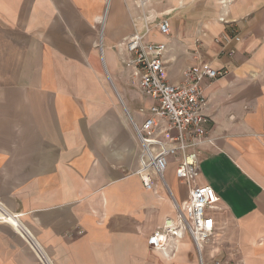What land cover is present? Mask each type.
Masks as SVG:
<instances>
[{
  "label": "crops",
  "instance_id": "0c3cea01",
  "mask_svg": "<svg viewBox=\"0 0 264 264\" xmlns=\"http://www.w3.org/2000/svg\"><path fill=\"white\" fill-rule=\"evenodd\" d=\"M161 15L170 84L199 63L229 70L201 84L214 144L196 183L220 197L205 262L264 264V0H175ZM141 17L137 0H0V264H149L150 236L188 200L175 163L170 192L144 187L113 92L141 124L152 102L122 64ZM193 248L184 235L162 254Z\"/></svg>",
  "mask_w": 264,
  "mask_h": 264
},
{
  "label": "built area",
  "instance_id": "2783aa9c",
  "mask_svg": "<svg viewBox=\"0 0 264 264\" xmlns=\"http://www.w3.org/2000/svg\"><path fill=\"white\" fill-rule=\"evenodd\" d=\"M150 2L137 0L142 17L138 24L133 23L134 32L123 44L126 56L122 64L131 70L142 95L152 102L140 109L145 116L141 124L129 116L141 145L135 174L141 177L147 190L153 189L156 179L170 192L165 175L175 163V175L188 186L189 195L182 205L176 203L177 217L168 219L162 229L154 232L148 245L153 250L166 252L188 235L201 264H206L203 245L215 234L216 222L211 212L218 208L220 197L211 186L196 183L200 175V148L207 143L214 144L206 127L209 118L204 112L206 98L201 84L224 78L229 70L199 63L184 71L182 83L170 84L167 81L168 45L156 41L155 37H171V22L167 17L149 12ZM231 39L225 38V44ZM233 39L239 41L240 37L236 34ZM234 53L231 51L230 55Z\"/></svg>",
  "mask_w": 264,
  "mask_h": 264
},
{
  "label": "rangeland",
  "instance_id": "374dc122",
  "mask_svg": "<svg viewBox=\"0 0 264 264\" xmlns=\"http://www.w3.org/2000/svg\"><path fill=\"white\" fill-rule=\"evenodd\" d=\"M175 0H151L150 4L148 5V9L149 12H154V14L158 13L159 17H162V13L169 11L172 9V5L174 3ZM151 14V13H150ZM153 14V13H152ZM167 15V14H166ZM106 74V72H105ZM113 92L115 93V95L117 96V102H118V106L121 109V113L123 114L126 122L129 124L130 127H132L130 124V119H129V115L127 113V111L125 110L117 92L115 91V89L113 88ZM121 146L118 144L117 146V152L120 151ZM113 151V150H111ZM140 148L138 147V152H137V159H138V154H139ZM131 153L128 154V156H130ZM0 208L2 210H4V206L0 203ZM0 210V211H2ZM6 210V209H5ZM10 214V213H9ZM4 215L0 214V220L10 223L9 222V218H4ZM10 218H12L10 216ZM203 259L205 261V256H204V252L202 254ZM180 253H178L176 251V249H174L171 254H169L168 257L164 256V254H162V251H154L152 249H150L149 251V264H201L200 262V256L199 253L196 252V250L193 248V250L188 254L186 261L185 262H179L180 260Z\"/></svg>",
  "mask_w": 264,
  "mask_h": 264
},
{
  "label": "bare ground",
  "instance_id": "6f19581e",
  "mask_svg": "<svg viewBox=\"0 0 264 264\" xmlns=\"http://www.w3.org/2000/svg\"><path fill=\"white\" fill-rule=\"evenodd\" d=\"M4 210H5V208H4ZM191 239V238H190ZM164 253V252H163ZM166 255V254H165ZM167 256V255H166Z\"/></svg>",
  "mask_w": 264,
  "mask_h": 264
}]
</instances>
